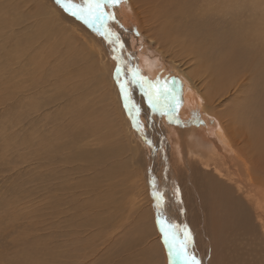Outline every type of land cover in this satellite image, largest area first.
<instances>
[{"label":"rangeland","instance_id":"rangeland-1","mask_svg":"<svg viewBox=\"0 0 264 264\" xmlns=\"http://www.w3.org/2000/svg\"><path fill=\"white\" fill-rule=\"evenodd\" d=\"M143 1L144 5L139 4L134 11L130 0H123L122 3L115 5L109 4L111 6L109 10L112 9L110 13L115 15V29L118 32V38L121 41L122 39L126 41V43L122 41L127 52V58H124L122 57L123 51L118 46L120 43L115 42L114 45L112 43L110 48L106 46L108 43H106V40L104 43V38L107 35L102 31L104 27L101 24L90 26L73 16L75 20L77 19L76 22L85 28L86 33L90 32L89 34L94 36L93 38H96L97 41L93 38H86V33L80 32L73 35L76 36L75 38H80V43L77 39V45L79 46L72 49L73 52L70 49L73 47L72 43L69 42L67 46H61V48L65 47V50L60 49L55 53L48 52L47 55L43 56L42 53L46 52L38 51L44 50L39 44L44 41L47 42L45 36L49 33L51 36V32H53L56 40H59L60 37H57V32L53 31L54 28H51L49 24L46 23L47 25L42 27L38 25L39 20L44 21L43 18L36 15L39 20L38 22L35 21L32 15L36 12L37 5L34 6L35 2L0 0V3L2 2L0 4V264H79L82 253L80 250L82 237L85 247H89L90 244L84 242V239L90 241L94 238L91 232L81 233L79 229H89L92 225L119 221L122 218L121 205L115 210L112 205L104 204L93 211L85 204V199L91 196L114 202L127 200L131 196L130 189L121 186V183L125 180L117 175L115 169L117 167L122 170L126 167L130 171L136 168V171H139L141 163L139 162V155L135 156L133 160L129 158L133 157L132 152L125 150L127 145L125 139L121 137L125 135L124 129L120 125L121 119L128 121L130 124L134 135H136L135 138H138L141 147H143V154L156 155L160 160L164 157L160 147L149 137V135L155 133V129L152 128L153 125L147 119L151 117L153 108L143 98L144 94L135 92V87L130 81V79H133L130 65H136L137 69L141 71V75L145 74L143 77L147 76L152 82H155L158 108L160 112L162 111L161 114H167H165L166 116L163 115L165 116L163 126L169 132L167 145L175 148V152L178 153L176 156V162H178L180 168L178 174L186 175L183 168L186 158H198L194 164L192 163L193 166H196L193 175L198 179L200 173H202L204 174V183L208 182V178L205 176L206 165L203 159L209 157L212 152L222 155V151H215L217 143L215 139H211V133L206 131L202 135L195 133L192 136L193 131H190L188 127L191 126L192 122L198 123L203 119H205L203 124L206 120H210L214 124L212 126H215L218 122L212 116L200 119L193 114H189L191 113L190 104L184 105L183 98H185L184 94L186 95L191 91V83L182 75L177 66L180 64L184 68L200 69L205 58L209 60L206 61L207 65L211 62L216 63V60L220 59V53L227 56L231 50L237 48L242 51L243 61L246 63L251 62L250 64L255 67L254 63L257 59H253L251 56L254 54L253 47L259 43L251 37L243 38L242 35L236 34V30L243 26V35L251 30L250 25H258V29L264 30V26L258 21L259 18L264 16V0ZM159 6L162 10L165 8L166 11V7H168L169 12L164 10V14L167 13L166 16L162 13L164 11H161V8L160 11L156 10V8L159 9ZM252 6L253 8H251ZM142 9L146 10L147 17L152 15V19L148 17L152 22L150 25L148 19L139 20L135 16L136 13H141ZM170 12L172 18H170ZM149 13L151 14L148 15ZM159 13H162L160 17ZM67 15L71 16L69 13ZM153 17L156 22L153 21ZM50 19L52 22L53 19ZM107 20L111 21V19L105 18V21ZM43 21L42 23H45ZM97 25H99V28ZM66 28L73 31L70 26H66ZM247 28L248 31H245ZM94 30L100 35L101 33L104 34V37L94 33ZM252 32V30L249 31L250 34ZM152 34L154 35L152 36ZM150 37L156 39L162 48H165L166 44H171L173 48L176 45L179 47V45H183V42L179 44L176 42L184 41L188 44L192 42L196 50L197 46H201L205 51L198 52L197 55L193 54L191 57H184L182 55L183 51L176 46L177 48L174 49L177 52L174 49H172L173 52L168 49L170 58L167 61L163 59L160 53H157L159 50L154 49L155 46ZM176 37H178V40H176ZM157 38L161 39L158 40ZM87 39L91 41L93 46L91 48L97 54L96 58L99 62L97 67L91 65L92 61H90L84 49L82 50L80 47L84 42L89 43ZM251 39L253 40L252 48L245 44H250ZM35 40L39 41L38 45L34 44ZM200 42L201 44H199ZM260 45L259 49L261 48V50L259 51L262 54L264 53V47L263 45L260 47ZM246 46H248V50ZM104 49H112L110 51L112 55ZM249 50L251 53H249ZM67 51H69L68 54ZM38 53L40 54L39 60L45 59L48 61L44 66L35 58ZM213 58L214 60H212ZM237 59L233 58L227 61V64L224 63L229 69V75L227 74L228 78L222 79L223 82L220 81L224 84V99L227 100L223 110H232L230 118L236 119L239 127L242 128L241 131L246 135L253 134L259 127L262 128L261 135L264 132V67L262 69L256 65L254 70L252 68L243 70L242 64L239 63V55ZM164 61L167 65L164 64ZM237 61L238 64H241L242 74L239 66L236 65ZM261 64L264 65V60ZM100 68L106 71V78H103L106 83L94 72ZM117 68L121 69L119 76L117 75ZM148 70L151 71V77L155 81L149 77ZM235 70L237 72L234 75ZM248 71H254L253 76H256H252L251 79V76L247 74ZM225 80H227L226 84L230 87L225 85ZM121 83L125 85L127 90L123 94L121 93ZM237 88L240 90H236ZM165 89H169L170 93L164 94ZM157 90H159L158 93ZM114 91L119 95V98L116 97L114 100L118 101L121 106L115 105L113 102L112 104L109 96L106 95ZM252 92L254 93L252 94ZM126 97H130L128 101ZM249 98L252 100H249ZM126 102L128 107H125ZM155 102L154 100L153 103ZM228 102H230V105ZM244 105H246L245 108ZM253 106L257 107V110L260 107L259 112ZM120 109L123 111L122 113ZM181 109L187 114H182ZM234 110H239L240 113L237 111L236 114H233L235 113ZM253 112L254 114H252ZM258 113L259 116H262V118L260 117L262 120L258 118ZM94 116L98 121L99 118L101 120L102 118H113L115 125L119 126L120 134L116 133L118 141L113 142V147L118 149L117 152L113 149L103 148L105 145L102 146L101 143H97V139L94 142V138L91 137L84 142H79L80 137L84 135V127L96 121H91L96 119ZM88 120L91 122L87 123ZM117 120H119V123ZM225 120L229 121L228 118ZM185 122L186 125H183ZM207 122L206 124H209V121ZM192 127L195 129V125H192ZM202 127L204 126L202 125ZM205 127L207 126L205 125ZM223 127L225 128L224 125ZM196 129H200V127ZM98 130L101 134H107L104 125H100ZM156 130L159 131L158 128ZM226 133V137H228L229 132L226 131ZM260 137L263 141L262 148H264V134ZM148 140L154 143L155 152L151 149V145L146 142ZM159 140L157 138V142H160ZM127 144L130 148L129 142ZM236 145L235 149L240 152L242 147L239 144ZM165 147L167 148L163 145L164 150ZM83 151H87L89 155L79 158L78 156ZM229 155L226 156L228 157L225 159L226 164L232 157V155ZM241 159L243 160L242 157ZM233 160H235L233 163L229 161V164H227L229 167L233 168L239 165L236 158ZM198 161H202L204 165H199ZM113 162L116 163L115 166ZM117 164L119 165L116 166ZM135 174L134 176L137 177ZM150 176L149 180H153L154 177ZM89 179H93V182L89 185L91 195L86 194L85 198L82 189L86 183L83 182ZM107 179L118 185L120 189L119 196L109 194L107 188H104L103 194L97 192L106 185ZM184 182H186L185 178L180 179V186ZM186 188L185 190L188 189ZM206 191L208 192L207 189ZM153 215L155 216V213ZM146 216L143 209H138L124 222L125 228L118 236L122 240L119 246L123 250V258H131L140 263L139 259L143 254V259L148 264H157L159 261L158 255L147 254L149 249H154L153 238H149L147 242L142 241L152 226V220L146 218ZM195 218H199V213L195 214ZM105 227L111 229L109 224ZM106 230L109 232L108 229ZM235 233L238 235L237 232Z\"/></svg>","mask_w":264,"mask_h":264},{"label":"bare ground","instance_id":"bare-ground-1","mask_svg":"<svg viewBox=\"0 0 264 264\" xmlns=\"http://www.w3.org/2000/svg\"><path fill=\"white\" fill-rule=\"evenodd\" d=\"M30 1H31V3L35 2L34 6L37 5L36 6V12L32 14L33 18H35V21L38 22V20H39L36 18V15L39 16L40 18L44 19V21L43 20L42 21L45 23H42V21L39 20L38 25H40L42 27V26L49 24L51 26V28H54L53 31L57 32V34H58L57 37H60L59 40H56L53 32H51V36L49 35L50 33L47 34L45 36L47 42L44 41V42L39 44L44 48V50H39L38 52H41V51L46 52V53H42V55L44 56V55H47L48 52L49 53H51V52L55 53V52H58L60 49L65 50V47L61 48V46L62 45L67 46V44L69 42H71L72 46H73L72 48H70L71 50L75 49L77 46H79V45H77L78 44L77 41L80 38H75L76 36L74 37L73 35L74 34L77 35L80 32L86 33V30L84 27H82L81 25H79L76 22L77 19L75 20L73 18L74 16L72 17V15L71 16L67 15L69 12L65 11L60 5L56 4L55 0H26V3H29ZM130 1L132 3L131 6H133L132 7L133 11H134L135 7H137L139 4L144 5L143 0H130ZM251 1H253V0H251ZM75 2L76 3L77 2L82 3L83 0H75ZM3 4H4V2H3ZM12 4H14V3H12ZM109 4L110 3L106 4L107 8L106 7L104 8V11L107 13L108 12L110 13L112 11V9H111V11L109 10V7H111ZM111 5H113V4H111ZM159 5L161 6V2ZM163 5L165 6L164 2H163ZM160 6H159V9L156 8L157 11L158 10L160 11V8H161ZM166 8H167V11L165 10V8L163 10L161 8V11L165 10L166 12H169L168 7H166ZM251 8H253V6ZM170 10H172V9H170ZM145 11H144V9H142V11H140L141 13L138 12L135 14V12H134V14L139 20H142L143 18L148 19V22L150 25L152 23L150 21V18L152 15L148 16V17H150V18H148ZM157 11H155V12H157ZM165 11L162 13L164 14ZM204 11H206V10H204ZM263 12H264V10H263ZM162 13L158 14L159 17H160V14H162ZM232 13H233V11H232ZM150 14L151 13H149L148 15H150ZM166 15H167V13H166ZM169 15H170V18H172L171 12ZM14 16H15V14H14ZM255 16L257 17V15H255ZM50 18L53 19L52 22H51ZM153 19H154V17H153ZM155 20L156 19H154L153 21L156 22ZM258 21L260 24H262L264 26V24H263L264 23V16L259 18ZM98 23H99V25L101 24L104 27V30H102V31H104V33L107 35V37L104 38V43L106 40V43H108L106 46L109 48L112 47L111 44L113 43L112 45H114L115 41L117 40V36L112 35V33H116V34L118 33V32H116V29H115L116 28V24H115L116 19H111V21H108V20L105 21V18H104L101 21H96L95 25ZM160 23H162V22H160ZM177 24H178V22H177ZM35 25H36V23H35ZM99 25H97L98 28H99ZM233 25H236V24H233ZM66 26H70L71 29H73V31H71L70 29H67ZM250 27L249 28L253 31L252 34L249 33V31H251V30L248 31V28H247V30H245V31H248L247 34L243 35V33H244L243 26L240 28H237L236 34L242 35L243 38L251 37L254 39L255 42L263 45V47H264V30L258 29L257 28L258 25L257 26L250 25ZM43 29H45V27H43ZM119 30H121V29H119ZM169 30H170V27H169ZM89 33L88 32L86 33V38L88 37V39H92L94 36H92ZM94 33H96L95 30H94ZM148 33H150V32H148ZM96 34L99 35L100 37L101 36L104 37L103 36L104 34H102V33H101V35L98 33H96ZM172 34H174V33H172ZM153 35L154 34H152V36ZM168 35H167V37H169ZM176 35H177V33H176ZM39 37H40V35H39ZM178 37H176V40H178L177 39ZM93 39H95L97 41L96 38H93ZM157 39L159 40L161 38H157ZM236 39H237V37H236ZM150 40L154 43V46H155L154 49L159 50V52L165 58L169 57V50L168 49H170L171 52H173L172 49L178 47L176 44L175 45L177 47L175 46L174 48L171 46V44L170 45L166 44L167 46L165 48H162L156 39L151 38ZM120 41H121V39H120ZM122 41L124 42L125 40L122 39ZM38 42L39 41L35 40L34 44L38 45ZM181 42H183L182 43L183 45H179L178 48H179V50L183 51L182 55L184 57H189V56L191 57L193 54L197 55L198 52H204L205 51V49L201 48V46L200 47L197 46V50L194 49L196 47H194L192 45V42L189 44L187 42H186L187 44L184 43V41H179L176 43L179 44ZM243 42L245 43L246 41H243ZM79 43H80V40H79ZM124 43H126V41ZM202 43H203V41H202ZM91 44H92L91 41H89L88 44L84 42L83 45H80V47L82 48V50L84 49L85 53L90 58V61H92L91 65L97 67V63H99V62H97V58H96L97 54H96L95 50H92L93 46ZM197 44H198V42H197ZM199 44H201V42ZM245 44H247L248 46H251V48H252L253 47V40L251 39L250 44H248V43H245ZM259 44L256 45L255 47H253V50L251 49L252 51H254V54L252 53L253 55L251 56V58L257 59L256 62L254 60L255 67L257 65L259 68L263 69L264 65H262L261 63L264 60V53L260 54L259 50H261V48L259 49ZM261 45H260V47H261ZM91 46H92V48H91ZM103 46H104V44H103ZM118 46H119V49L121 51H123L122 57L127 58V52H126V48H125L124 44H123V47L121 46V44H119ZM248 46H246L247 50H248ZM71 50H69L70 53H71ZM104 50H106V49H104ZM111 50H106V51H108V53L110 54ZM124 50H125V52H124ZM69 51H67V54ZM72 52H73V50H72ZM74 52L77 53L76 51H74ZM70 53H69V55H70ZM249 53H251V51ZM71 54H73V53H71ZM202 54H204V53H202ZM110 55H112V54H110ZM199 55H200V53H199ZM238 55H239V61H240L239 63L242 64L243 70L248 69V68H252L253 70L256 69L252 64H250L251 62L246 63L243 61L244 56H242V51L238 50L237 48H236V50L235 49L233 51L231 50L227 56H224L223 53H220L219 57L221 60L220 59L216 60L217 61L216 63L211 62V63H208V65H207L206 61L208 59H206L204 57L205 58L204 64L202 65V68H200V69L184 68L180 64L177 66V68L182 73V75L191 83V91L188 93L186 92L187 93L186 95L184 94V97H185V98H183L184 103L183 102L182 103L184 105L190 104L191 105L190 107L193 110H195V113H197V116H196L197 118L201 119V118H206V116H210V117L212 116L215 120H217L216 122H218V124H216L215 126H212L213 123L210 120H206V122L203 124V121H205V119H203L201 122L199 121L198 123L192 122L191 126L188 127V129L190 131H193L192 136L195 133H197V135L198 134L202 135L203 133H206V131L208 133H211V135H212L211 139H213V140L215 139V141L217 143V146L215 147V151H218V150L222 151V155L221 154L219 155L216 152L215 153L212 152L211 155H209V157L207 156V157H205V159H203V161L205 162V165H206L205 176H207V178H208L207 183H204V174L200 173V177L198 179H196L195 176L193 175V170L196 168V166H193V164L196 162L195 160H198V158H193V157L187 156L188 158H186L185 163L184 164L182 163L183 168H184V174H186V175L178 174L179 169H180L178 162H176V156L178 155V153L175 152V150H174L175 148H171V146L169 147L167 145V143L169 142L167 139L169 132L165 129V126H163V122H164L163 118H165V116L167 114L166 113L161 114L162 111L160 112V110L158 108V99H156L157 95H156V91H155L156 88L154 85L155 82H152L147 76L143 77L144 75L143 76L141 75V71L139 69H137L136 65H134V64L130 65L131 70L133 72L132 75L129 73L133 77V79H130V81H131L132 85H134V87H135V92H140L142 95L144 94L143 98L153 108L152 112L150 111L151 117L147 118V119L153 125L152 128L155 129V133L152 135H149V137H150V139H153L155 141V144L160 147V150L162 151V155L164 157L163 158L160 157L161 158V160H160L159 157L156 155L150 156V155L143 154V149H142L143 147H141V144H140V141H138V138L137 139L135 138L136 135H134V133L130 127V124L128 123V121L121 119L120 125H121V128L124 129V134H125L121 137H123L125 139L126 145H127V149H125V150L127 152H129V151L132 152L133 157H129V158H131L133 160L135 159V156L139 155L140 161L139 160H137V161H139L141 163L139 166L140 173H139V171H136L137 168L135 170L133 169L132 171H130L126 167L122 170H119L116 167L115 172L117 173V175L119 177H122L125 180L121 183V186H123L126 189L129 188L130 193H131V196L127 200H124V201L122 200L120 202H114L112 200L103 199L101 197L97 198L95 196H91L90 198H86V194L91 195V189L89 188V185L93 182V179L84 180L83 183H86V184L82 190H83V193L85 194V198H86L85 204H87L93 211L97 207H100L104 204H109L110 206L112 205L115 210L121 205V209L123 210V215L119 221H111V222H108L105 224H95V225H92L91 227H89V229H83V228L79 229V231L81 233L91 232L93 237H94L90 241L84 239V242L90 244L89 247L84 246L83 237H82V239H81L82 246L80 248L82 253L80 255V262H78L79 264H148V262L145 259H143V254H141V258L139 259L140 263H137L136 260L131 259V258H123V250L119 246V244L122 240L118 236L123 232V230L125 228L124 222L127 221L132 216L134 211H136L138 209H143L145 216L147 215L146 218L152 220V226L147 231V234L143 237L142 241L147 242V240L149 238L150 239L153 238L154 249H149L147 251V254L158 255L159 261L157 264H183V257L177 256L176 255V249L175 248L170 249L168 244L165 243V235L161 231L162 223L164 224L165 229L170 234L173 232L176 233L178 239H182L185 226H187V228L191 230L194 239H193V244L190 245L189 247L191 248L192 252H194L197 259H199L201 261V264H264V148H262V145H263L262 142L263 141H262V138L260 137L262 134H264V132H262V134L260 135L262 128L259 127V129L255 130L253 134L246 135L245 133H243L241 131L242 128L239 127V124L236 121V119L230 118V114H231L232 110L230 109V111H226L224 109L226 111V113H225L224 110L222 109L223 108L222 105H223L226 98L224 99V96H225V92L223 90L224 84H222L220 81H222V79L228 78L227 74L229 71V69L227 68V66L224 63L227 64V61H229L233 58H235V60H238L237 59ZM38 57H40L39 53H38V56H36L35 58L39 61V63L42 66H44L45 64L48 63V61H46L45 59L39 60L40 58H38ZM112 58H113V56H112ZM130 59H131V57H130ZM113 60H114V58H113ZM212 60H214V58ZM32 63H33V61H32ZM100 64H101V62H100ZM241 64H238V61L236 63V65L239 66L240 72L242 74L243 73L242 68L240 67ZM36 66H37V64H36ZM229 68H232V67H229ZM236 70H237V68H236ZM236 70L234 71V75L236 74L235 72H237ZM148 71H149L148 74L150 76H152L151 71L150 70H148ZM257 71H259V70H257ZM94 72L97 73L96 75L100 79L106 78L107 74H106V71L104 69L100 68L99 70L94 71ZM253 72L251 71V72L247 73L251 76V79H252V76L254 75ZM245 73H246V71H245ZM134 74H135V82H133L134 81ZM237 74H239V73H237ZM255 76H253V77H255ZM103 81L106 83L105 79H103ZM226 81L227 80H225L224 82H225V85L227 86L228 84H226ZM260 81H262V80H260ZM245 83H246V81H245ZM137 84H138V86H136ZM260 84H259V86H260ZM255 86H257V85L255 84ZM110 87H111V85H110ZM110 89H113V88H110ZM246 89H248V88H246ZM142 90H144V92H142ZM229 90H230V88H229ZM236 90H240V89L237 88ZM108 93L106 95L109 96L111 103L113 102L115 105H117V104L120 105V103L118 101L116 102L114 100L116 97L119 98V95L117 93H115V91L110 93V94H108ZM253 93L254 92H252V94ZM106 95H105V97H106ZM238 95H239V93H238ZM235 96H236V94H235ZM201 97L204 99L203 101H205V102L202 103ZM232 98H233V95H232ZM136 99H138V98H136ZM102 100H103V98H102ZM154 100L156 101L155 103H153ZM249 100H252V99L249 98ZM127 101H128V99H127ZM250 104H252V103H250ZM184 105H183V107H184ZM258 105H259V103H258ZM245 107H246V105H244V108ZM253 107H255V106H253ZM263 108H264V106H263ZM199 109H201V111H203V112L202 113L198 112ZM259 109H260V107L258 108V110H257V107H255V110L258 112H259ZM112 110H113V108H112ZM246 110L250 111L249 109H246ZM246 110H245V114H246ZM117 111H118V109H117ZM234 111H235V113H233V114H236L237 111L239 112V110H234ZM242 111H244V110H242ZM251 111H252V109H251ZM122 112L123 111L121 110V113ZM165 112H166V110H165ZM181 113L185 114V115L187 114V113H184L183 109H181ZM252 114H254V112ZM163 115H165V116H163ZM256 115H257V113H256ZM116 117H117V115H116ZM255 117L257 118V116H255ZM260 117L262 118V116L261 115L259 116V113H258V118H260ZM226 118H228L229 121H226L225 120ZM99 119H100L99 121L97 120V118L93 119V120L90 119L91 121L96 120L94 122L90 121L91 123L88 120L87 123H90V124L88 126L86 125V127H84L85 132H84L83 136L80 135L81 139L79 140V142L80 141L84 142L85 140H87V138L91 137V138H94V142L97 139L98 140L97 143H101L102 146L105 145L103 148H107L108 150L113 149L115 152H117L118 149L116 147H113V142L116 140L118 141V137H117L116 133L120 134L119 126L115 125V120L113 118H102V120H101V118H99ZM118 121L119 120H117V122ZM207 121H209L210 125L206 124V123H208ZM243 121H244V119H243ZM245 121H247V120H245ZM100 125L105 126V128L107 130V134H103V133L101 134L99 132L98 128L100 127ZM183 125H186V122L183 123ZM192 125H195V129H193ZM202 125L204 127H202ZM205 125L207 127H205ZM223 125L225 126L226 129L223 127ZM208 126H210V127H208ZM199 127H200V129H196ZM242 127H244V126H242ZM156 128H158L159 131H157ZM226 131L230 133V134L228 133V137H226V134H227ZM157 138L160 139L159 140L160 142H157ZM127 142H129L130 148H129ZM149 144L151 145V149L154 151L155 150L154 143L151 141V143H149ZM236 144L237 145L239 144L240 147H242L240 149L241 150L240 152H238L235 149ZM163 145L167 146V148L165 147L166 148L165 150L163 149ZM82 146H83V144H82ZM173 153L175 155L174 157H173ZM88 155H89V153L87 151L86 152L83 151V152H81L80 156H78V157L81 158L83 156H88ZM227 155H229V156L232 155L230 160L227 159L228 160L227 164H229V161L231 163H233V161H235L233 159L236 158L237 163L239 165H236V167H233V168L229 167L225 161V159L228 158V157H226ZM149 157H151V158L149 159ZM241 157L243 158V160L241 159ZM125 159L128 160V158H125ZM156 160H158V161H156ZM182 161H184V160H182ZM120 162H123V161H120ZM96 163H98V162L96 161ZM118 163H119V161H118ZM115 164L116 163L113 162L114 166H115ZM200 164L204 165V163L202 161L199 162V165ZM118 165L119 164H117L116 166H118ZM134 174L137 177H135ZM174 174H176V175H174ZM150 175H152V177H154L153 180H149V178L151 177ZM183 178L186 179V182H184L180 186L179 180L183 179ZM107 183H108V185H107ZM107 183L102 188H100L97 192L100 194H103L104 188H107V191L109 194H116L119 196L120 189L118 188V185L115 182L109 181L108 179H107ZM154 184L156 185L155 189H154ZM174 186H178L181 190L182 203L173 195V187ZM185 188L187 190H185ZM157 189L166 190V200H165V203L162 206V209L160 211L157 210V200L154 196V191ZM206 189L208 190V192L206 191ZM154 213H155V216L153 215ZM196 213H199V218H197V219L195 218ZM98 215L100 216V214H98ZM107 224H109L111 229H109V227L108 228L105 227V226H107ZM209 225H210V227H209ZM106 229H108L109 232ZM235 232H237L238 235H236Z\"/></svg>","mask_w":264,"mask_h":264},{"label":"snow or ice","instance_id":"snow-or-ice-1","mask_svg":"<svg viewBox=\"0 0 264 264\" xmlns=\"http://www.w3.org/2000/svg\"><path fill=\"white\" fill-rule=\"evenodd\" d=\"M56 4L60 5L65 11L69 12L72 16L77 19L82 20L85 24H89L90 26H94L96 21H101L104 18L115 19V15L112 13H107L104 11L106 4H118L122 3L123 0H83L82 3H76L75 0H55ZM112 35L117 36L116 43H120L123 47L122 41L119 40L118 34L112 33ZM111 42V41H110ZM121 69L117 68V75L119 76ZM135 82V74L134 81ZM121 93H125L127 90L125 85L121 83ZM159 90H157V93ZM170 90L165 89L164 94H169ZM130 97H126V100ZM154 106V105H153ZM125 107H128L127 102L125 103ZM139 111V109H137ZM139 126V125H138ZM147 143H151V141H146ZM156 185L154 184V189ZM173 195L182 203L181 199V190L178 186L173 187ZM154 196L157 200V210L160 211L162 206L166 200V190H155ZM161 231L165 235V243L168 244L170 249H176V255L183 257V264H201V261L197 259L194 252H192L190 245L193 244V234L190 229L185 226L182 239L177 238L176 233H169L162 223Z\"/></svg>","mask_w":264,"mask_h":264},{"label":"crops","instance_id":"crops-1","mask_svg":"<svg viewBox=\"0 0 264 264\" xmlns=\"http://www.w3.org/2000/svg\"><path fill=\"white\" fill-rule=\"evenodd\" d=\"M158 51V50H157ZM158 53H160L159 51H158ZM161 54V53H160ZM162 55V54H161ZM160 56V55H159ZM163 56V55H162ZM170 57H168V58H165L164 56H163V59H165V60H167L168 61V59H169ZM164 64H166L167 65V63H165V61H164ZM145 75V74H144ZM149 75V74H148ZM149 77L150 78H152L150 75H149ZM153 79V78H152ZM154 80V79H153ZM155 81V80H154ZM158 83V82H157ZM202 98V97H201ZM236 99H237V97H236ZM204 99L202 98V102H205V101H203ZM227 103V100H225L224 101V103H223V105H222V107L224 108V105ZM229 105H230V102L228 103ZM189 106H191V105H189ZM191 108V107H190ZM222 108V109H223ZM198 112H203V111H201V109H199L198 110ZM189 114H193V115H195V116H197V113H195V110H193L192 108H191V113H189ZM210 116H206V118H209ZM189 118V117H188Z\"/></svg>","mask_w":264,"mask_h":264}]
</instances>
